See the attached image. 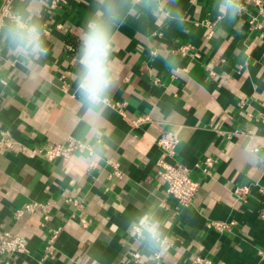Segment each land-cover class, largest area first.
Masks as SVG:
<instances>
[{
	"label": "crops",
	"instance_id": "crops-1",
	"mask_svg": "<svg viewBox=\"0 0 264 264\" xmlns=\"http://www.w3.org/2000/svg\"><path fill=\"white\" fill-rule=\"evenodd\" d=\"M52 1L43 15L45 60L25 67L2 50L7 65L0 74L6 80L0 81V132L7 130L32 147L62 144L69 137L84 142L74 92L75 57L92 0H58L50 8ZM214 3L178 0L183 29L148 20L129 22L117 33L122 70L112 102L124 103L125 114L109 109L115 143L106 158L89 166L86 152L52 163L0 152V234L23 235L29 249L15 255L12 264H38L46 245L40 213L13 217L14 210L33 200L50 201L49 225L63 227L55 254L44 264H155L152 253L127 230L130 215L149 206L174 242L162 264H192L196 256L213 264H264V195L253 189L247 203L234 195L237 186L257 181L264 186V165L253 158L264 157V14L249 7L221 27ZM185 44L196 47V53L177 55ZM161 53L178 63L177 71H170ZM172 130L181 136L176 161L200 182L188 208L164 209L165 187L155 173L161 157L157 140ZM207 157L215 160L209 176L202 172ZM116 166L122 175H114ZM67 197L83 201L78 218L71 217ZM81 218L91 225L83 227ZM212 221L236 225L220 233L209 227ZM136 253L138 260L132 257Z\"/></svg>",
	"mask_w": 264,
	"mask_h": 264
},
{
	"label": "clouds",
	"instance_id": "clouds-1",
	"mask_svg": "<svg viewBox=\"0 0 264 264\" xmlns=\"http://www.w3.org/2000/svg\"><path fill=\"white\" fill-rule=\"evenodd\" d=\"M47 7L48 0H19L15 7L0 15V50L16 57L25 67H32L48 56L47 26L43 19ZM214 7L222 27L235 22L242 5L240 0H215ZM148 20L178 29H183L186 23L178 0H92L85 17L75 57L74 92L81 113L78 121L83 125L84 162L89 166L106 158L115 143L108 118L122 70L115 37L125 24L140 25ZM161 58L170 71L178 70L177 62L163 53ZM253 158L264 165V157L253 154ZM127 230L147 253L157 257L170 247L166 224L152 206L131 214Z\"/></svg>",
	"mask_w": 264,
	"mask_h": 264
},
{
	"label": "built area",
	"instance_id": "built-area-1",
	"mask_svg": "<svg viewBox=\"0 0 264 264\" xmlns=\"http://www.w3.org/2000/svg\"><path fill=\"white\" fill-rule=\"evenodd\" d=\"M58 0H53L50 8L57 7ZM15 3H19V0H0V15L7 13L10 7H14ZM242 5L241 12L245 13L249 7H254L258 10L259 14H264V0H240ZM59 28V27H58ZM48 34V31H47ZM196 53V47L192 44L181 45L176 54L181 57H190ZM14 64V63H13ZM12 64V65H13ZM7 60L3 56L2 50H0V74L6 70ZM2 84H6L4 78L0 79ZM124 103L112 102L111 108L117 110L122 115L124 112ZM140 120L133 122L134 125L138 124ZM242 132L236 131L234 135H241ZM181 142V136L179 131H168L160 135L157 140V146L161 151V157L156 163L155 173L157 177L162 181L165 187V197L167 202L163 205L164 209H169L170 205H173L177 209L188 208L193 205L194 199L200 188V182L192 178L190 171L180 162L176 161V149ZM0 152H10L20 154L28 157H37L46 162H55L58 159H68L75 154H83L84 142L69 137L62 144L53 145H39L29 146L14 139L11 133L7 130L0 132ZM215 160L212 158H205L203 160L202 172L209 176L214 169ZM114 175H122L118 166L115 167ZM253 189H257L260 196L264 195V186L260 182L251 183L249 185L237 186L234 189V195L241 201L247 203L250 196L253 195ZM170 203V204H169ZM66 204L71 208V217L78 218L77 212L83 208V201L76 198L67 197ZM34 213H40L42 215L41 228L47 231L46 245L43 248L38 264H44L48 258L53 256L57 250V241L63 232L61 226H50L49 223L52 220V203L50 201H29L24 203L20 208L14 210L13 217L15 220H21ZM260 217L264 220V205L260 211ZM80 223L83 227L91 225L90 219L81 218ZM236 225L235 222H223L212 221L209 224L210 228L224 233L229 232ZM174 245L171 239L170 247ZM29 253L28 240L21 234H13L5 232L0 234V257H3L2 264H12L13 257L17 254ZM262 255V252H259ZM132 257L135 260L140 258V254H133ZM152 259L155 264H162V256L157 257L152 254ZM192 264H213L212 260L202 256H196L192 260Z\"/></svg>",
	"mask_w": 264,
	"mask_h": 264
}]
</instances>
